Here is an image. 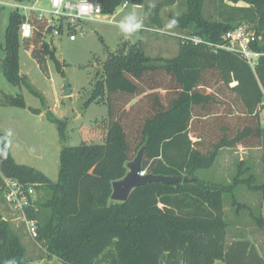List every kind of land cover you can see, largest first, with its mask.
Returning a JSON list of instances; mask_svg holds the SVG:
<instances>
[{"label": "trees", "instance_id": "obj_1", "mask_svg": "<svg viewBox=\"0 0 264 264\" xmlns=\"http://www.w3.org/2000/svg\"><path fill=\"white\" fill-rule=\"evenodd\" d=\"M124 2L146 4L104 0L103 14H113ZM175 2L145 7L148 30L164 29L161 11ZM187 3V13L176 21L190 37L220 43L236 27H251L257 36L252 48L262 54L255 68L236 54H214L186 39H180L178 55L171 59L148 56L141 41L122 42L116 52H108L85 103L104 101L108 118L96 126L83 124L79 146L65 144L57 123L64 142L57 182L16 163L0 129V187L4 178L36 185L37 199L26 216L37 221V241L59 264H264V256L246 237L227 247L229 223L223 204L226 193L243 185L264 202V183H257L252 174L242 179L241 174L250 171L243 163L232 184L208 183L197 176L212 168L224 149H261L264 171V0H219L213 20L204 16V0ZM24 20L17 12L10 15L6 45L0 47L7 53L0 68L17 86L25 82L18 53ZM29 20L33 35L21 42L48 74L47 56L55 53L44 41L48 19L32 15ZM1 104L26 107L20 95L4 94ZM142 147L146 175L191 181L149 183L136 188L124 203L111 201L112 184L127 175V164ZM241 207L252 212L250 221L264 228L261 210ZM8 260L31 264L19 235L0 222V264Z\"/></svg>", "mask_w": 264, "mask_h": 264}, {"label": "rangeland", "instance_id": "obj_2", "mask_svg": "<svg viewBox=\"0 0 264 264\" xmlns=\"http://www.w3.org/2000/svg\"><path fill=\"white\" fill-rule=\"evenodd\" d=\"M167 1L169 0H146L144 6L128 4L127 8H123L122 3L113 14L103 15L105 20L101 22L86 24L82 29L65 28L60 37L45 36L44 41L55 49L54 56H47L48 74L40 69L30 51L23 46L20 36L19 72L25 82L17 86L0 68V129L6 136L10 153L16 163L34 168L52 182H57L60 153L64 143L61 141L62 136L57 123L63 129L62 133L66 137L65 144L79 146L84 139L82 130L80 131L83 124L96 126L97 123L108 118V106L104 101H93L86 105L85 103L94 93L98 80L97 73L101 72V65L107 59L108 52H116L122 42L141 41L147 55L151 57L171 59L178 55L180 38L190 36L186 30L180 28L179 23L171 28L167 25L173 19L177 20L187 13L188 0H176L173 6H167L161 11L163 30L156 31L157 33L148 30L150 24L146 18L145 7ZM12 2L13 0H6L0 4V47L2 48L6 45V29L10 15L14 12ZM218 5L219 0H204V16L211 20L217 19ZM238 5L246 4L239 2ZM42 7L45 10H51L46 3ZM132 10L140 15L139 22L143 24V27L135 34L125 37L117 24ZM46 15L49 17L48 14ZM71 35L76 37L74 41H71ZM66 83L70 85L71 94L65 96L63 87ZM30 84L37 90L39 96L31 91ZM4 94L14 97L23 96L26 107L14 108L2 105L1 99ZM261 122L264 127V106ZM94 143H100V141H94ZM241 150L245 149L219 154L221 156H218L212 168L197 173L198 179L208 183L232 184L240 168H243L239 164L243 163L250 171L245 170L241 174L242 179H247L252 174L257 178V183H264L260 151L253 149L245 154ZM240 158L244 160L240 161ZM258 197L260 194L249 192L243 185L237 187L233 194L226 193L223 196V204L226 220L230 226L228 241L242 235L235 233L232 228L237 221L251 223L250 229L245 234L249 237L248 239L251 238L258 244L264 256V229L258 228L250 221L251 211L241 207V204L248 202L257 209V212L261 210L264 217V202ZM239 211L242 213L239 215L241 219L234 216ZM0 222L8 223L10 228L19 235L26 250V259L31 264H59L56 258L49 255L45 247L37 241V238H33L29 233L21 213L6 206L1 190ZM97 264H100V261ZM217 264H224V262L219 261Z\"/></svg>", "mask_w": 264, "mask_h": 264}, {"label": "built area", "instance_id": "obj_3", "mask_svg": "<svg viewBox=\"0 0 264 264\" xmlns=\"http://www.w3.org/2000/svg\"><path fill=\"white\" fill-rule=\"evenodd\" d=\"M6 0H0V4ZM103 1L104 0H13L11 6L14 12L25 17V20L19 27V33L22 39H29L33 35V25L29 17L34 15L38 18H47V32L45 36H62L65 28L78 27L83 28L86 24H92L105 20L103 18ZM44 3L50 6L51 10H45L42 6ZM127 2L122 4L123 8L128 7ZM48 14L49 17L46 15ZM51 29V32L49 30ZM161 31V30H160ZM158 31V32H160ZM71 41L76 37L70 36ZM193 42L195 45H204L212 53L218 54L222 51L236 54L248 63L252 68L258 63L262 54L253 50L252 46L257 41L256 32L248 25H240L235 29L227 32L223 41L214 43L206 41L203 38L182 37ZM144 172L140 176L144 177ZM36 185L22 183L16 179L4 178L0 187L7 207L19 211L24 218L29 233L33 238H37V221L29 220L25 210L33 205L37 199L35 190Z\"/></svg>", "mask_w": 264, "mask_h": 264}, {"label": "water", "instance_id": "obj_4", "mask_svg": "<svg viewBox=\"0 0 264 264\" xmlns=\"http://www.w3.org/2000/svg\"><path fill=\"white\" fill-rule=\"evenodd\" d=\"M51 32V29L49 30ZM7 53L0 48V60H4ZM64 95H70V85L66 83L63 87ZM146 147H142L138 152L136 158L127 164L128 173L127 175L119 181L112 184V195L111 200L118 202H126L131 193L138 187L144 186L149 183H163L168 185H174L180 182H190L191 179L183 177H165V176H155V175H145L140 176L142 172V165L144 162V154ZM192 181H195L192 180Z\"/></svg>", "mask_w": 264, "mask_h": 264}, {"label": "clouds", "instance_id": "obj_5", "mask_svg": "<svg viewBox=\"0 0 264 264\" xmlns=\"http://www.w3.org/2000/svg\"><path fill=\"white\" fill-rule=\"evenodd\" d=\"M140 15L135 11L132 10L125 16L121 18L118 22L117 27L121 33L125 35V37L130 36L138 32L142 29L143 24L139 22ZM177 24V21L173 19L170 23H168V28L173 27ZM4 264H16L15 260H8L5 261Z\"/></svg>", "mask_w": 264, "mask_h": 264}, {"label": "crops", "instance_id": "obj_6", "mask_svg": "<svg viewBox=\"0 0 264 264\" xmlns=\"http://www.w3.org/2000/svg\"><path fill=\"white\" fill-rule=\"evenodd\" d=\"M92 30H94V28H92ZM2 49V48H1ZM253 150V149H252ZM252 150H241L242 152L244 151L245 152V154H247L246 152L247 151H252ZM255 151H260V155L262 156V151H261V149H254ZM225 151H232V150H230V149H224V150H222L221 152H220V154H222L223 152H225ZM221 155H219V157H220ZM260 159H261V157H260ZM240 161H243L244 159H242V158H240L239 159ZM246 162H248V161H246ZM236 198V197H235ZM258 198H261V196L260 197H258ZM111 199V198H110ZM111 201H113V200H111ZM113 202H116V203H123V202H118V201H113ZM241 204V203H240ZM241 205H246V206H252L250 203H248V202H246V203H243V204H241ZM240 214H242V213H240V212H238V213H235L234 214V216L235 217H237V219H241L240 218ZM263 219H264V217H263ZM246 222V221H245ZM250 226H251V223L250 224H247V223H244L242 220H241V223H239L238 221L236 222V225H233V230L235 231V233H238V234H242V235H239V236H236V237H234V238H232L230 241H228V236H227V247L228 246H230L231 245V243L234 241V240H236V239H238V238H241L242 236L243 237H245V232L247 231L248 232V230L250 229ZM229 229H230V226H229ZM262 229H264V228H262ZM246 232V233H247ZM228 235H229V233H228ZM246 237H247V235H246ZM249 237H247V239H248ZM250 241H252L255 245H256V247L258 248V244H256L255 242H254V240L253 239H249ZM259 249V248H258ZM259 252L261 253V255H263L262 254V252L260 251V249H259Z\"/></svg>", "mask_w": 264, "mask_h": 264}]
</instances>
